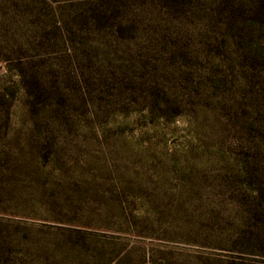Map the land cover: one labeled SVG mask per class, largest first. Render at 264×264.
<instances>
[{
	"label": "rangeland",
	"instance_id": "1",
	"mask_svg": "<svg viewBox=\"0 0 264 264\" xmlns=\"http://www.w3.org/2000/svg\"><path fill=\"white\" fill-rule=\"evenodd\" d=\"M0 264H264V0H0Z\"/></svg>",
	"mask_w": 264,
	"mask_h": 264
}]
</instances>
